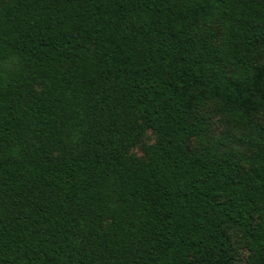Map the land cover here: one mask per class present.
<instances>
[{"label": "trees", "instance_id": "trees-1", "mask_svg": "<svg viewBox=\"0 0 264 264\" xmlns=\"http://www.w3.org/2000/svg\"><path fill=\"white\" fill-rule=\"evenodd\" d=\"M0 264H264V0H0Z\"/></svg>", "mask_w": 264, "mask_h": 264}, {"label": "rangeland", "instance_id": "rangeland-1", "mask_svg": "<svg viewBox=\"0 0 264 264\" xmlns=\"http://www.w3.org/2000/svg\"><path fill=\"white\" fill-rule=\"evenodd\" d=\"M227 128V124L220 116H213L210 121V133L213 136H219L225 129ZM153 136L148 133L146 136V142L151 143L153 141ZM133 152L137 155H141V151L138 147L133 149ZM234 242L236 244V247L238 248V256L243 262L246 258V250L242 248L243 244L240 242L239 237H234Z\"/></svg>", "mask_w": 264, "mask_h": 264}]
</instances>
